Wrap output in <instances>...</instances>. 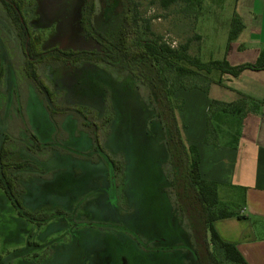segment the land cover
Listing matches in <instances>:
<instances>
[{
	"label": "rangeland",
	"instance_id": "1",
	"mask_svg": "<svg viewBox=\"0 0 264 264\" xmlns=\"http://www.w3.org/2000/svg\"><path fill=\"white\" fill-rule=\"evenodd\" d=\"M130 1L143 38L159 36L174 49L190 41L191 56L198 42L195 15L212 18L220 2L178 0L164 9L157 0ZM23 2L29 31L42 37L41 51L99 49L83 34V0ZM218 9L231 10L232 0ZM99 16L92 15V27L112 30L114 15L106 12L108 27L101 29L95 25ZM4 27L0 18L1 85L6 91L17 86L25 129L42 148L25 151L21 130L12 145V160L27 161L14 174L16 198L35 220L19 215L0 189V255L10 264H194L188 222L176 215L175 190L168 188L170 167L149 90L117 68L90 60L64 65L45 54L38 73L52 93L48 102L25 79L20 48L3 42ZM206 37L204 49L213 45V53L220 52L223 36ZM198 75L179 78L172 68L165 73L171 88L205 85ZM216 257L222 260L220 253Z\"/></svg>",
	"mask_w": 264,
	"mask_h": 264
},
{
	"label": "trees",
	"instance_id": "2",
	"mask_svg": "<svg viewBox=\"0 0 264 264\" xmlns=\"http://www.w3.org/2000/svg\"><path fill=\"white\" fill-rule=\"evenodd\" d=\"M18 8L23 6L19 0ZM159 5L167 9L178 0H157ZM88 8L81 17V26L85 38L94 40L99 49L96 51H60L58 49L47 54L59 63H75L79 60H90L95 63L117 68L121 74H128L136 85L149 90L154 116L160 123L167 163L170 167L168 188L175 190L176 215H180L188 222V240L194 264H247L234 245L222 241L214 230L213 223L217 220L232 217L234 212L230 207L219 201L218 187L215 182L205 181L200 177L198 169V154L194 147L184 144L176 120V112L181 109V101L173 99L179 89L200 88L195 85L171 88L165 77L171 68L179 78L192 77L197 74L201 80L210 83L208 76L216 71L231 78L237 77L244 71H264V49L259 53L254 63L231 66L225 59L201 62L188 52L189 42L179 45L176 49L162 42V38L146 39L138 30V18L130 0H114L112 9L121 10L117 13L115 24L110 31H92L90 20L94 13L93 0H86ZM85 5V4H84ZM86 7V6H85ZM89 22V23H88ZM241 21L233 16L227 35V42L237 38L242 31ZM195 38L197 39L196 35ZM28 42V53L31 60L25 65L27 76L32 79L51 99V94L38 79L35 65L44 62V55L37 51L36 43ZM197 73V74H196ZM206 92L205 88H202ZM177 104V106H175ZM259 103L246 97L232 103H222L210 100L207 119L206 136L204 141L210 144L217 139L218 127L213 126L212 117L217 115H231L242 118L247 112L255 111ZM96 131V128L93 126ZM95 137V142L97 138ZM215 146H217L215 144ZM5 176V169L2 171ZM8 184L11 181L3 177ZM0 186H2L0 182ZM221 254L222 260L216 257Z\"/></svg>",
	"mask_w": 264,
	"mask_h": 264
},
{
	"label": "crops",
	"instance_id": "3",
	"mask_svg": "<svg viewBox=\"0 0 264 264\" xmlns=\"http://www.w3.org/2000/svg\"><path fill=\"white\" fill-rule=\"evenodd\" d=\"M229 1L220 0L210 11L212 18L195 15V57L205 61L225 59L231 66L254 63L264 49V0H232L231 10L218 9ZM233 16L241 21L243 29L235 40L227 42ZM208 34L213 40L218 34L223 36L220 47H216L220 52L214 54L213 45L204 49ZM208 79V85L174 93L173 99L181 101V109L176 112L180 134L184 144L197 151L200 177L219 185V201L234 212L232 217L213 223L217 235L234 245L247 264H264V71H244L235 78L212 72ZM241 96L259 103L257 109L241 119L215 114L211 124L218 127V137L206 143L210 100L232 103ZM231 123L236 129L230 127ZM221 136L227 140H221Z\"/></svg>",
	"mask_w": 264,
	"mask_h": 264
},
{
	"label": "flooded vegetation",
	"instance_id": "4",
	"mask_svg": "<svg viewBox=\"0 0 264 264\" xmlns=\"http://www.w3.org/2000/svg\"><path fill=\"white\" fill-rule=\"evenodd\" d=\"M113 1L114 0H93L94 6H95L93 16L100 15L99 18H101V19H98L95 17V25L98 26L99 29H101L100 27H105V28L108 27L106 25L105 18H104L106 15V12L109 13L110 15H114V17L116 18L117 13H118L117 8L115 10L111 8ZM19 2H20L19 0H0V6H1L0 18L2 20V23L5 26L3 29H5L6 31V34L2 32L1 37L3 39V42L7 45V47L13 48L14 46H16L20 48L19 54L22 57L20 66H21V71L23 75L25 76V79L29 82V84L33 87V89L37 93H39L48 102H51V99L47 96L46 93H44V91L39 87V85H37L32 79H30L27 76L25 72V65L28 62V60L32 59L30 58L29 53H28V42L30 40L38 41L36 43L37 51L43 55L49 54L52 51L56 50L57 48L50 49L46 52L41 51L40 45L42 43V37L40 35L32 34L29 31L26 25L25 19L23 17L26 11L25 3L22 0L23 6L21 9H19L18 8ZM98 2H99V5L101 4V9L99 11L97 9ZM84 8H88V5L86 4V0H83L81 17L82 15H84V13L87 10V9L84 10ZM80 21H81V18H80ZM89 24H91L90 27L91 29H93L92 31L97 32L92 27L91 20ZM67 63L69 62H66L65 64ZM41 64H44V62H38L35 65L37 77L43 83V85L48 89L49 93L52 96L50 89L48 88L47 85H45V83L39 76L38 68H39V65ZM3 76H4L3 69H0V182L2 184V186H0V189L7 196V198L13 205V207L16 210H18L19 215L24 216L28 218L29 220H35V218L32 215L21 210V207H20L21 204L16 198V194L18 192V183H17V177L14 174L16 171L23 168L26 165L27 161L14 162L12 160L16 152L12 149V145L14 143L18 144L15 140L17 138L19 131L21 130V133L25 136V139H26L25 141L26 144L23 146L25 151L27 152L33 151L31 146L33 147L36 146L35 150H39V148L41 149L42 147L39 145V142L36 141V138L33 136V134L29 133L28 130L25 129L27 123L25 119L20 115V112H19L18 97H19L20 92L18 93L17 88H16L17 86L13 89H9L8 91H6V89H4L1 85V82L3 81ZM84 125L87 126L86 122H84ZM91 126L93 128V125ZM4 169H5V176L10 179L11 185L8 184V182L3 178L5 177L4 174H2V171H4ZM28 245L30 244L28 243ZM33 245H36V244L34 243ZM0 264H10V263L8 262L7 258L5 259L3 256L0 255Z\"/></svg>",
	"mask_w": 264,
	"mask_h": 264
}]
</instances>
